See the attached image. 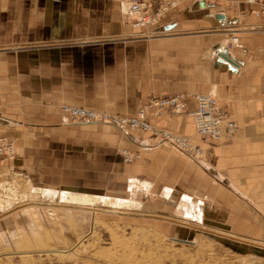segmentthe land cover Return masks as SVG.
Masks as SVG:
<instances>
[{
	"label": "crops",
	"instance_id": "obj_1",
	"mask_svg": "<svg viewBox=\"0 0 264 264\" xmlns=\"http://www.w3.org/2000/svg\"><path fill=\"white\" fill-rule=\"evenodd\" d=\"M201 1L178 0L159 26L172 32L203 30L178 32L154 42L116 44L100 39L124 31L112 26L104 32V26L98 25L109 0H0V134L16 138L18 152L11 159L12 166L31 174L39 187L55 190L107 187L111 174L121 177L125 166L131 181L151 186L144 175V159L167 152L161 147L165 143L157 142L151 130L135 127L122 131L108 123H74L63 108L64 104L100 105L104 83L118 81L121 67L127 70L126 80L132 82L134 64L140 59L142 85H132L131 93H126L131 104L127 111L134 113L151 96L183 92L189 97L185 110L165 109L156 114L149 107L148 121L189 135L203 146L205 155L197 163L211 168L214 175L207 197H214L217 203L229 202L232 216H255V211L264 214L258 207V203L264 205V33L241 36L247 49H230L239 63L233 68L215 55L222 46L229 47L226 38H213L216 32H210L229 26V22L223 23L233 16L222 7L226 0H208L205 6ZM251 4L234 0V14ZM240 19L234 20L243 21ZM146 26H135L133 31ZM150 55L158 58L151 73ZM194 92L217 96L239 123L237 131L219 138L197 134L189 112L196 104L191 96ZM137 133L156 139L140 140ZM122 147L139 150L144 157L130 163L133 159L120 156ZM45 177L61 186L46 184ZM164 189L166 195L175 190L169 185ZM177 196L190 205L184 212L201 210L205 219L202 198L194 200L183 189ZM230 210L227 206L220 211ZM215 229L234 234L228 227Z\"/></svg>",
	"mask_w": 264,
	"mask_h": 264
},
{
	"label": "rangeland",
	"instance_id": "obj_2",
	"mask_svg": "<svg viewBox=\"0 0 264 264\" xmlns=\"http://www.w3.org/2000/svg\"><path fill=\"white\" fill-rule=\"evenodd\" d=\"M121 1L109 0L104 14L98 19V25L104 26V32L110 30L112 26L115 31L125 32L117 31L114 34L103 35L100 39L116 44L147 43L168 38L178 32L203 30L194 28L172 32L167 31L165 29L167 27L162 29L158 25L163 31L151 33L154 31V25L151 24L142 31L135 32L133 31L135 26L127 22L128 19L121 10V7L123 9L126 7V2L123 0L121 4ZM160 1L165 0H154V7ZM233 2L234 0H226L228 6L226 3L222 6L233 15L230 19L223 20V23L229 22V26L222 25L218 30L210 32H216L212 34L213 38L225 37L230 49L237 47L243 51L232 41L233 37L238 36L246 50L242 35L258 31L264 33L263 5L259 0L250 2L252 3L250 7L244 12L239 10L236 13L238 15H235ZM237 16L243 21H235ZM232 20L235 21L233 26L230 25ZM229 27V30L225 29ZM198 36L200 35L196 37ZM172 60L177 59L174 57ZM157 61L155 55L149 56L150 73ZM137 62L138 65L134 64L136 69L132 82L126 80L127 70L119 68L117 74L119 80L104 83L103 101H100V105L89 107L104 112L121 111L126 112L124 114H132L131 111H127L131 104L127 103L126 93H131L132 85L135 87L142 85L140 59ZM117 101L119 104H113ZM138 134L140 140L156 139ZM0 137L12 139L17 154L15 136L0 134ZM163 143L165 144L161 147L167 151L165 154L159 151L151 154L149 159H144L147 169L144 175L151 186L131 181L130 170L125 166L121 177L119 175L117 178L115 172L111 174L107 187L93 186L90 189L93 192L81 189L76 191L81 194L89 192L87 194L100 195L95 197L107 201L128 199V207L120 209L99 204L95 206L100 209L98 211L58 204H35V207L34 205L29 207L30 198L39 201V194L29 192L31 186L42 188L39 187L40 183L38 184L32 179L34 177L31 174L21 168L13 167L12 158H0V184L7 186V190L0 188V205L3 209H0V264H264V246L245 242L264 244V214L255 211V216H232L234 213L230 210L229 202L217 203L213 200L214 197L206 196L210 190L209 186L214 182L211 168L202 167L196 160L175 149L167 141ZM117 154L119 156V149ZM143 157L141 154L135 159ZM134 161L136 160L133 159L130 163ZM43 179L48 185L61 186L53 183L50 177ZM167 185L175 190L166 195L164 188ZM181 189L189 192L194 200L202 198V204L206 207L203 224L186 221L182 216L190 205L178 198L177 192ZM223 198L225 199V196ZM216 203L219 205L218 208ZM225 205L230 211H220L222 208L225 210L227 207ZM259 206L264 209L262 203H258ZM142 213L162 214L183 222ZM217 227H228L235 235L229 234L232 236L230 237L222 234L226 232L216 230ZM234 236L244 237L245 241L235 239Z\"/></svg>",
	"mask_w": 264,
	"mask_h": 264
},
{
	"label": "built area",
	"instance_id": "obj_3",
	"mask_svg": "<svg viewBox=\"0 0 264 264\" xmlns=\"http://www.w3.org/2000/svg\"><path fill=\"white\" fill-rule=\"evenodd\" d=\"M126 7L121 10L127 17L131 25L146 26L147 24L154 25V31L151 33H159L163 31L159 25V21L166 13L175 5L178 0L160 1L154 7V0H124ZM196 2L200 0H194ZM208 1V0H206ZM246 2H255L257 0H245ZM263 5L264 0H259ZM123 4V0L121 1ZM244 12V11H243ZM238 36L233 37V42L245 50V46ZM229 45V43H228ZM230 46V45H229ZM219 53H216V56ZM196 104L193 109L189 110L195 125V132L204 137L219 138L225 133L228 136L233 135L239 126V123L230 116L229 110L219 101L218 97L210 93L194 92L192 95ZM189 97L183 92L165 93L163 95L151 96L147 103L138 106L134 113H114L101 111L93 107L83 105L64 104L63 108L70 115L72 122H91L100 121L108 122L122 131H127L128 128H141L143 130H151L159 141H167L175 149L182 151L190 156L193 160L199 161L205 154L203 146L192 140L191 136L177 133L167 128H161L149 122L147 119V110L150 108L156 114L164 113L165 109H170L175 113H179L187 108ZM16 154L15 145L12 139L0 137V158H13ZM140 155L139 151H130L128 148L122 147L120 156L125 160H132Z\"/></svg>",
	"mask_w": 264,
	"mask_h": 264
},
{
	"label": "bare ground",
	"instance_id": "obj_4",
	"mask_svg": "<svg viewBox=\"0 0 264 264\" xmlns=\"http://www.w3.org/2000/svg\"><path fill=\"white\" fill-rule=\"evenodd\" d=\"M205 2H206V0H203V4H201V5H204ZM226 16H228V15H226ZM223 47L224 46H222L221 49L216 50L215 51V55H216V53H219L218 55L221 56ZM226 49L228 51H230L229 47L228 48L226 47ZM4 186L5 185H1L0 188L3 189V190H7V186H5V187ZM29 192L30 193L39 194V201L32 200L30 198V196H29V198H30L29 199V203H28L29 207L32 206V205L36 206V205H39V204L40 205H42V204H45V205L46 204H48V205H57L58 204V205L66 206V207H76V208H85V209L89 208L92 211L100 210V209L95 207L98 204L100 206L101 205L102 206H109V207H111L113 209H116V208L120 209V208H123V207H128L127 206L128 199L125 200V199H121L120 198V199H115V200H112V201H107V200H105L103 198H96L94 195H91V194H81V193L75 192L73 190L62 189V188L55 190V189L48 188V187L38 188V186L35 185V186H31V190ZM182 197L183 198H188L187 195L186 196L182 195ZM9 201L10 200H7V202H9ZM10 203H11V201H10ZM0 209H2V205H0ZM183 217L186 219V221L191 220V221H194L196 223H202L203 220H204V218H202V211L201 210H200L199 213L198 212L194 213V211H192V210H189V211L187 210L186 212H184ZM94 220L95 219H93V221ZM185 223L188 225L187 222H185ZM222 234L230 236L227 233H222ZM230 237H232V236H230ZM233 238H237L239 240H243V238H238V237H235V236ZM243 241H245V240H243ZM245 242H248V243H251V244L252 243L253 244H257V245H260V246H264V244H260V243L258 244L257 242H254V241L253 242L245 241Z\"/></svg>",
	"mask_w": 264,
	"mask_h": 264
},
{
	"label": "water",
	"instance_id": "obj_5",
	"mask_svg": "<svg viewBox=\"0 0 264 264\" xmlns=\"http://www.w3.org/2000/svg\"><path fill=\"white\" fill-rule=\"evenodd\" d=\"M201 4H203V1H201ZM220 15H222V16H224L225 14L224 13H222V12H220L219 13ZM220 59H223V60H226V61H228L229 63H230V65L233 67V68H235L236 69V67L238 66V62H237V60L234 58V56L230 53V51H228L227 49H226V47L225 48H223V50H222V53H221V56H218ZM142 214H147V215H158V216H160V217H164V218H170V219H174V220H176V221H179V222H183V221H180V220H178V219H176L175 217H169V216H165V215H162V214H156V213H153V214H151V213H142ZM197 227V226H196ZM198 227H200V228H203V229H205V227H201V226H199L198 225ZM206 230H208V229H206ZM209 231H212V230H209ZM236 239V238H235Z\"/></svg>",
	"mask_w": 264,
	"mask_h": 264
}]
</instances>
